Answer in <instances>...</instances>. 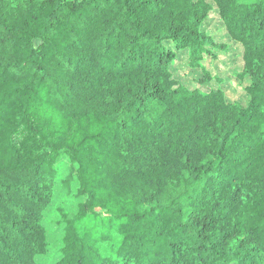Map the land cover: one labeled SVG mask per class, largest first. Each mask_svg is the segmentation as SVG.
I'll use <instances>...</instances> for the list:
<instances>
[{
	"label": "trees",
	"instance_id": "obj_1",
	"mask_svg": "<svg viewBox=\"0 0 264 264\" xmlns=\"http://www.w3.org/2000/svg\"><path fill=\"white\" fill-rule=\"evenodd\" d=\"M213 4L246 103L175 77ZM57 182L53 264H264V0H0V264H45Z\"/></svg>",
	"mask_w": 264,
	"mask_h": 264
},
{
	"label": "rangeland",
	"instance_id": "obj_2",
	"mask_svg": "<svg viewBox=\"0 0 264 264\" xmlns=\"http://www.w3.org/2000/svg\"><path fill=\"white\" fill-rule=\"evenodd\" d=\"M202 29L211 34L219 44L225 45L224 48H216V58H208L206 61V67L215 78L203 82V72L200 69H192L187 63L188 60L185 54H181L176 62L174 67L175 77L189 88H200L203 91L222 89L229 101L246 103L249 95L245 88L250 84V81L248 78L242 80L238 77V73L242 70L243 49L229 35L224 23L219 18L215 5L205 19ZM64 169L65 166L62 167L61 172ZM56 185L54 202L43 215V224L47 227L49 247L47 253L38 259L45 264H53L58 258L62 228L58 223L59 214L57 213V208L62 207L67 213H72L77 206V200L74 198L75 194L63 188L59 182Z\"/></svg>",
	"mask_w": 264,
	"mask_h": 264
}]
</instances>
